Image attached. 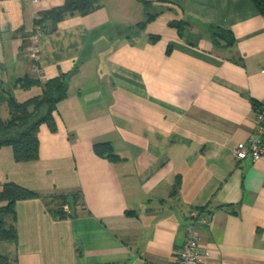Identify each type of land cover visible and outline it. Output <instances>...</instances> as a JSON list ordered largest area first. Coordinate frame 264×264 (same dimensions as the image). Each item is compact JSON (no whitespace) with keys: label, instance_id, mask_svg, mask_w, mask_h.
Returning a JSON list of instances; mask_svg holds the SVG:
<instances>
[{"label":"crops","instance_id":"obj_1","mask_svg":"<svg viewBox=\"0 0 264 264\" xmlns=\"http://www.w3.org/2000/svg\"><path fill=\"white\" fill-rule=\"evenodd\" d=\"M149 1L101 0L40 30L37 14L64 0H0L1 120L7 95L67 85L36 161L0 149V188L36 194L6 221L17 239L0 255L15 264H173L191 213L200 264H264V157L234 155L264 107V17L250 0ZM209 27L234 44L215 47Z\"/></svg>","mask_w":264,"mask_h":264},{"label":"trees","instance_id":"obj_2","mask_svg":"<svg viewBox=\"0 0 264 264\" xmlns=\"http://www.w3.org/2000/svg\"><path fill=\"white\" fill-rule=\"evenodd\" d=\"M101 0H64L60 7L41 11L37 14L34 25L40 30L56 26L64 17L79 14L87 15L98 7ZM258 15L264 17V0H250ZM147 9L151 2L149 0H138ZM152 20V17L149 19ZM178 27L176 24H171ZM142 24L139 26L142 28ZM209 36L212 43L217 47L221 42L224 47L234 44L233 36L224 30L209 27ZM67 97V85L63 77L48 80L42 87L38 97L18 103L11 96L7 95L3 101L7 105L8 119L0 118V149L9 147L12 150L13 160L16 163H27L38 159L37 133L40 125H46L51 132L55 131L53 113L57 105ZM2 99L0 98V102ZM94 152L98 156H107L109 159L116 157L111 154L110 146L95 145ZM36 194L16 184L6 183L0 188V243L16 242L17 236L13 226H6V221H14L15 204L21 200L33 199ZM65 202V198H60ZM73 201V200H72ZM130 215V213H127ZM54 217L65 218L61 209L54 212ZM0 264H15L14 259L0 255Z\"/></svg>","mask_w":264,"mask_h":264},{"label":"built area","instance_id":"obj_3","mask_svg":"<svg viewBox=\"0 0 264 264\" xmlns=\"http://www.w3.org/2000/svg\"><path fill=\"white\" fill-rule=\"evenodd\" d=\"M36 4L38 0H31ZM30 59L37 61L38 54L36 48L29 50ZM256 127L253 134L248 139V144H239L235 149V159L244 161L249 159L252 163L260 161L264 157V107L255 114ZM192 223L185 227L186 241L182 248L177 252L173 264H200L201 255L198 249V236L195 223H204L196 214L191 213Z\"/></svg>","mask_w":264,"mask_h":264},{"label":"water","instance_id":"obj_4","mask_svg":"<svg viewBox=\"0 0 264 264\" xmlns=\"http://www.w3.org/2000/svg\"><path fill=\"white\" fill-rule=\"evenodd\" d=\"M68 204H69V208H70L69 216L72 218L73 217V212H74V203H73L71 197L68 198Z\"/></svg>","mask_w":264,"mask_h":264}]
</instances>
